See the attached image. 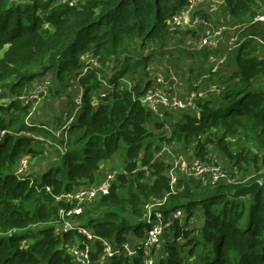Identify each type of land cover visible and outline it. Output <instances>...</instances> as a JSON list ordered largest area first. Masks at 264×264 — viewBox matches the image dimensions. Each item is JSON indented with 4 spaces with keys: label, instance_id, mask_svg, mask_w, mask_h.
<instances>
[{
    "label": "trees",
    "instance_id": "1",
    "mask_svg": "<svg viewBox=\"0 0 264 264\" xmlns=\"http://www.w3.org/2000/svg\"><path fill=\"white\" fill-rule=\"evenodd\" d=\"M191 3L0 0V264H78L70 251L75 245L89 247L91 264H146L144 249L102 260L100 239L118 248L134 235L141 240L134 246H142L151 228L147 206L154 201V212L171 224L153 264H264V89L258 88L264 84V22H255L264 15V0H223L218 28H236L240 41L218 66L221 46L194 49L189 42H200L211 12L194 11L203 20L195 31L173 22ZM163 62L193 85L188 96L203 87L209 93L187 109L160 107L155 114L142 99L163 90L152 74ZM47 75L53 96L70 82L80 87L77 118L62 126L56 121L60 134H75L69 141L47 127L37 130L39 138L28 135L35 128L28 125L33 105L23 99ZM41 136L54 138L63 151L55 150V161L40 176L19 177L20 160L40 156ZM192 145L195 151L177 154L178 147ZM210 150L234 170L213 161ZM181 156L221 164L236 182L204 185L177 169L172 185L170 172ZM107 164L116 172L110 194L77 217L95 238L63 233L60 210L74 205L58 197L103 181ZM251 170L253 176L242 177ZM256 181L262 184L257 193L230 197ZM177 212L182 216L174 219ZM197 212L201 222L192 229Z\"/></svg>",
    "mask_w": 264,
    "mask_h": 264
},
{
    "label": "built area",
    "instance_id": "2",
    "mask_svg": "<svg viewBox=\"0 0 264 264\" xmlns=\"http://www.w3.org/2000/svg\"><path fill=\"white\" fill-rule=\"evenodd\" d=\"M66 1H68L71 5H74L77 0ZM192 1L193 2L191 3V6H186L185 9L179 15H177V17H174V23L177 26L182 27L184 25L188 26L189 23H193L195 25L203 22V20L199 16H193L194 10L200 11L206 9L207 5L209 4L220 5L223 3V0ZM193 5H195V9L191 13L186 12L189 9H193ZM256 21L264 22V15L259 16ZM213 31L214 32L206 31L207 34L205 33L206 35L203 36L202 40H200V45L204 47L212 46L214 39L217 36L223 34L222 29ZM230 42L233 47L238 46L237 38L231 39ZM212 61L214 63L216 62L214 58L212 59ZM219 64V62H216L215 66H218ZM49 85L50 83H48V85H40L38 86L39 88L36 89L35 87V89L36 91H43L45 88L47 89ZM198 95L202 96L203 94H201V92L198 94V92L193 91L187 98L180 99L176 96H171L170 94H167L163 90L159 89L150 92L144 99H142V102L155 114H159L160 107L170 108L174 110H182L192 107ZM30 98L33 99L34 96L31 94ZM77 102L79 103V98L77 99ZM27 167V160L22 159L17 168V175L19 177L27 175ZM177 169L185 173L188 177L200 180L204 185H214L220 182H236V180L230 176L228 171L221 164H207L201 160H194L192 162H188L183 156H181L180 158H177V160L174 162L173 168L170 172L172 176V185L176 181L174 173ZM115 176L116 172L109 173L103 181L94 186L82 188L73 193L64 194L58 197V199L65 200L67 203H71L74 205L70 209L60 210V216L63 220L61 226L62 229L60 230H62L63 233L68 234L77 231L86 235L89 240L95 238V236H93L87 229H85V227L81 226L78 223L77 217L82 215V213L84 212V206L91 204L98 197L107 196L110 194L112 182ZM157 205L158 203L154 201L151 205L147 206V222L149 225H151V228L149 229L147 240L143 243V245L130 246L129 244L125 243L121 247L116 248L113 247L112 244H109L103 239H100L103 243L102 260L106 261L107 259H111L115 256H121L122 254L127 255L129 257H134L137 254L138 249H144L146 254L145 263L153 264L154 262L152 261L150 252L152 250L157 251L161 249L163 233L165 229L168 228L171 224V222L164 223L161 214L154 212V208ZM153 212L155 214H152ZM153 216H156L157 222L152 221ZM181 216V212H177L173 215L174 219H178ZM70 251L74 255L75 260L78 264H91L89 247L81 249L80 247L75 245L71 248Z\"/></svg>",
    "mask_w": 264,
    "mask_h": 264
},
{
    "label": "rangeland",
    "instance_id": "3",
    "mask_svg": "<svg viewBox=\"0 0 264 264\" xmlns=\"http://www.w3.org/2000/svg\"><path fill=\"white\" fill-rule=\"evenodd\" d=\"M191 5L192 4H190V6ZM194 9H195V5H193V9H189L186 12L191 13ZM205 10L207 12H211L212 22L209 23V28H206L203 33L201 32L202 34L200 35L201 36L200 40H202L203 36H205L208 31L214 32L213 30H216L219 27V25L217 24L218 19H219L217 14L220 11L219 5L209 4L207 5ZM179 14L180 13H178V15ZM176 17H177V14H176ZM173 22H175L174 18H173ZM178 27L183 28V30L185 29H188V30L191 29L193 31L197 30L196 24L194 25L193 23H189L188 26L184 25L182 27L181 26H178ZM234 30H236V28H234ZM231 34L233 35V33ZM179 37L180 35H178L176 39H178ZM231 37L232 36L229 37V34H227L224 40L220 39L221 49H220V55H219L220 58L218 59L220 62H222L225 59L228 51L231 50L230 49L231 47H233L230 42ZM218 38L219 36L215 38V41ZM189 42L192 44V46H194V49H196L197 47L198 48L204 47L200 45V43H198L197 40L194 41L193 39H189ZM176 43H177V40H174L172 45L175 46ZM216 44L217 43L215 42L213 43V45H216ZM196 61L202 64L204 62V59L201 56H199L197 57ZM153 67L154 68H152V74L156 76L157 79L159 76L158 86L162 87L164 92L172 96L181 97L183 99H185V97H187L188 94L191 92L193 85H191V83H188V81L184 79V75L179 69H176L174 66H169L168 64L164 62L161 65H156V66L154 65ZM188 68L189 66H184V69H188ZM112 72L113 71L110 70L108 74L110 75L112 74ZM52 82H53L52 75H47V77L36 81L35 87L37 89L39 88L38 86L48 85V83H50L51 85ZM50 85L48 86L47 89L45 88L43 91H36V89L33 90L34 92L31 93L34 96L33 99L29 97L27 98V95L23 99L24 102H26L27 100L32 101V105H33L31 115L28 119L29 120L28 125L33 126L35 128H34V131H32L31 133L29 132L28 135H33L34 137L36 136L39 138L40 135L39 133H37V130H39V128L47 127L49 130H51L55 134L57 139L61 136L60 138L61 140L63 139L64 141H69L70 139L73 138V135L75 136V134H73L71 137H69L70 135H68L67 133L66 135L60 134L59 132L62 130L58 129L59 127L56 126V121H58V123H60V126H62L64 124L69 125L68 123L71 122L73 118L74 119L77 118L76 104H79V103L76 101L77 99L75 98L81 92L80 87L76 82H70L68 83L66 89L63 91V93L60 96L58 95L53 96L51 95L52 86L50 87ZM205 88L206 87H203V89L201 88L200 91L204 92L205 90H207V88L206 89ZM258 88L264 89V84L262 83L258 85ZM208 93L209 92L207 90V94ZM67 113H69L70 116H66ZM69 117L70 119H68ZM158 130L161 131V134H164L165 131H167V127L163 126L161 129H158ZM40 141L44 142L43 145L38 147V149H40V152H41L40 156H38L37 158L23 157L24 160H27V164H28V167L26 169L27 175H31L32 177L40 176L45 169H47L51 164H53V162L56 159V153H55L56 149L62 150V148H60L61 144H58L60 146L58 147L55 143L54 138H48V140L47 139L45 140L44 137L41 136ZM183 150H184V147L182 148L178 147L177 154L179 153L182 154L181 152L191 153L195 151V145L190 146V148H188L185 151ZM210 155L213 161L219 162L222 165L226 166V169H230L231 171L234 170L233 167L231 166V163L225 157L221 156L217 151L210 150ZM115 161L118 163L121 162L120 155L116 156ZM110 168L111 166L109 164L101 166V170L103 173H105V175H107L110 172L111 170ZM253 175H254V172L253 170H251L249 171L248 175L244 174V176H242L241 174L239 177L242 176L243 178H246V177L248 178L249 176H253ZM200 222H201V215L199 212H197L196 214H194L193 218L190 221V228L192 229L198 228L200 225ZM140 241L141 240H137L134 235H129L126 244H129L130 246H134V244L140 243ZM179 242L183 244L185 242V239H181ZM161 254L162 253H160L159 250H157L154 254L152 253L150 255L152 256V261L157 262L161 258Z\"/></svg>",
    "mask_w": 264,
    "mask_h": 264
},
{
    "label": "water",
    "instance_id": "4",
    "mask_svg": "<svg viewBox=\"0 0 264 264\" xmlns=\"http://www.w3.org/2000/svg\"><path fill=\"white\" fill-rule=\"evenodd\" d=\"M261 186L262 184L259 181L253 182L249 185L241 186L239 188H236L233 193L230 194V197L233 199L246 198L257 193L260 190Z\"/></svg>",
    "mask_w": 264,
    "mask_h": 264
},
{
    "label": "crops",
    "instance_id": "5",
    "mask_svg": "<svg viewBox=\"0 0 264 264\" xmlns=\"http://www.w3.org/2000/svg\"><path fill=\"white\" fill-rule=\"evenodd\" d=\"M221 5V4H220ZM219 5V6H220ZM183 11V10H182ZM182 11H180V13L182 12ZM258 18V17H257ZM256 18V19H257ZM255 22H256V20H255ZM260 22V21H259ZM227 26V27H226ZM225 27H226V29H228V32L227 33H225V32H223V34L222 35H220L219 36V38L218 39H216V41H215V39H214V41H213V43L215 42V43H217L216 45H212V46H209V47H219L221 44V41H220V39H223L224 40V38L227 36V34H229V37L230 36H232L231 37V39H234V38H237L238 39V42L240 41V37H239V34H237V31H232V30H234V28L231 26V27H229L228 25H226ZM207 28H209V27H207ZM206 29V28H205ZM204 29V30H205ZM220 29H222V30H224L225 28H218V30H220ZM225 29V30H226ZM213 30V29H212ZM217 30V29H216ZM231 33H233V35L231 34ZM231 39H230V41H231ZM232 48V47H231ZM230 48V49H231ZM238 48V47H237ZM237 48H234L233 50H237ZM236 54V53H235ZM234 55V54H233ZM227 57H229V53H227V55H226ZM219 59V58H218ZM217 59V62H219V63H222V62H220L219 60ZM178 97V96H177ZM178 98H180V99H183V98H181V97H178ZM160 114V113H159Z\"/></svg>",
    "mask_w": 264,
    "mask_h": 264
},
{
    "label": "clouds",
    "instance_id": "6",
    "mask_svg": "<svg viewBox=\"0 0 264 264\" xmlns=\"http://www.w3.org/2000/svg\"><path fill=\"white\" fill-rule=\"evenodd\" d=\"M213 91H216V89H213ZM201 93H203V95H204V92H201ZM31 96H29V98H30ZM177 97V96H176ZM149 225V224H148ZM102 258V257H101Z\"/></svg>",
    "mask_w": 264,
    "mask_h": 264
}]
</instances>
